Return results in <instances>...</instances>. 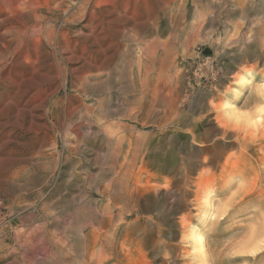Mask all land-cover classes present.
Listing matches in <instances>:
<instances>
[{"label": "rangeland", "instance_id": "1", "mask_svg": "<svg viewBox=\"0 0 264 264\" xmlns=\"http://www.w3.org/2000/svg\"><path fill=\"white\" fill-rule=\"evenodd\" d=\"M243 65L264 0H0V264H180L206 188L214 264H264V138L207 111Z\"/></svg>", "mask_w": 264, "mask_h": 264}, {"label": "clouds", "instance_id": "2", "mask_svg": "<svg viewBox=\"0 0 264 264\" xmlns=\"http://www.w3.org/2000/svg\"><path fill=\"white\" fill-rule=\"evenodd\" d=\"M216 76L217 73H213L212 78L215 80ZM215 91L217 96L208 101L207 111L221 130L220 139L227 140L229 134L234 141L238 137L264 138V77H258L253 65L241 66L223 89ZM211 204L212 196L206 188L199 199L190 204L192 219L187 224L179 221L178 243L184 253L180 264H214L208 247L214 229L210 231L211 223L206 225L203 215Z\"/></svg>", "mask_w": 264, "mask_h": 264}, {"label": "bare ground", "instance_id": "3", "mask_svg": "<svg viewBox=\"0 0 264 264\" xmlns=\"http://www.w3.org/2000/svg\"><path fill=\"white\" fill-rule=\"evenodd\" d=\"M56 30V29H55ZM59 32V31H58ZM57 32V33H58ZM56 33V32H55ZM60 34V33H59ZM59 36V35H58ZM55 37H56V34H55ZM55 40V39H54ZM59 43V42H58ZM55 44V43H54ZM57 45V44H56ZM55 45V46H56ZM55 48V47H54ZM59 49V48H58ZM56 50V49H55ZM104 63H106V62H104ZM105 65V64H104ZM20 111V110H19ZM40 115V114H39ZM41 118H42V116H41ZM41 122H42V120H41ZM61 123V122H60ZM40 124V122L37 124V125H39ZM61 125H62V123H61ZM78 125V124H77ZM40 127V126H39ZM42 128V127H41ZM74 131H76V132H78L79 131V127L78 126H74V129H73ZM38 133V132H37ZM41 133V132H40ZM40 144V143H39ZM37 147V146H36ZM38 148H40V147H38ZM34 150H36V149H34ZM38 150V149H37ZM36 150V151H37ZM40 151V150H39ZM34 152V151H33ZM38 152V151H37ZM37 152H36V154H37ZM40 152H42V150L40 151Z\"/></svg>", "mask_w": 264, "mask_h": 264}]
</instances>
